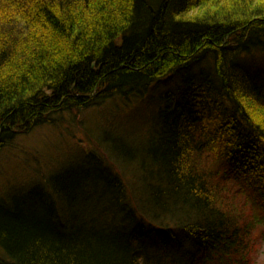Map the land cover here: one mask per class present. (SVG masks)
Here are the masks:
<instances>
[{
    "label": "trees",
    "instance_id": "1",
    "mask_svg": "<svg viewBox=\"0 0 264 264\" xmlns=\"http://www.w3.org/2000/svg\"><path fill=\"white\" fill-rule=\"evenodd\" d=\"M262 53L264 0H0V151L57 114L157 94L142 148L111 142L48 193L0 200V264H255Z\"/></svg>",
    "mask_w": 264,
    "mask_h": 264
},
{
    "label": "rangeland",
    "instance_id": "2",
    "mask_svg": "<svg viewBox=\"0 0 264 264\" xmlns=\"http://www.w3.org/2000/svg\"><path fill=\"white\" fill-rule=\"evenodd\" d=\"M258 61L264 64V53ZM147 96H117L80 112L57 114L55 124L17 135L0 151V200H12L36 186L48 193L52 175L72 162L81 164L86 153L106 158L111 142L142 148L155 124L157 94ZM252 258L264 264V234Z\"/></svg>",
    "mask_w": 264,
    "mask_h": 264
}]
</instances>
